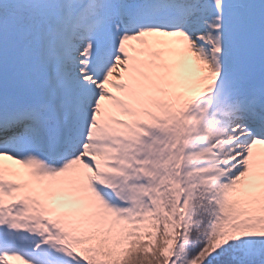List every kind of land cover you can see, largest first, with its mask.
Returning a JSON list of instances; mask_svg holds the SVG:
<instances>
[{
    "label": "snow or ice",
    "instance_id": "obj_1",
    "mask_svg": "<svg viewBox=\"0 0 264 264\" xmlns=\"http://www.w3.org/2000/svg\"><path fill=\"white\" fill-rule=\"evenodd\" d=\"M0 264H264V0H0Z\"/></svg>",
    "mask_w": 264,
    "mask_h": 264
}]
</instances>
